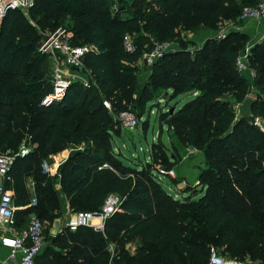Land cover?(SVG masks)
I'll use <instances>...</instances> for the list:
<instances>
[{"label":"trees","instance_id":"1","mask_svg":"<svg viewBox=\"0 0 264 264\" xmlns=\"http://www.w3.org/2000/svg\"><path fill=\"white\" fill-rule=\"evenodd\" d=\"M257 2L33 0L27 14L11 9L0 19V148L13 153L23 143L29 148L15 157L10 180L3 184L12 192L16 229L26 228L32 214L45 223L38 263L207 264L214 247L224 256L264 264V38L247 56L252 83L236 64L250 42L247 34L231 29L193 51L188 46L194 42L185 38V33L217 31L222 22H236L244 6ZM66 18L71 44L97 49L81 57L80 73L88 86L71 81L62 100L43 105L52 92L51 61L39 47ZM156 42L177 43L178 49L156 58L140 83L137 61ZM186 93L191 98L180 107L159 110V134L148 160L125 164L111 143L122 136L118 114L131 110L139 127L150 102L158 107L165 96ZM250 93L251 115H237L234 103ZM163 128L184 147L203 150L196 182L200 197L175 198L160 182L181 162L167 155L168 146L160 140ZM26 135L31 140L22 142ZM77 145L85 147L68 155L58 175L43 173V160ZM104 163L111 168L98 169ZM109 194L123 201L102 232L63 225L50 234L66 206L72 213L94 211ZM32 198L36 203L29 205Z\"/></svg>","mask_w":264,"mask_h":264},{"label":"built area","instance_id":"2","mask_svg":"<svg viewBox=\"0 0 264 264\" xmlns=\"http://www.w3.org/2000/svg\"><path fill=\"white\" fill-rule=\"evenodd\" d=\"M33 6V0H0V19L4 17L6 12L11 9H17L27 14ZM264 16V0H258L254 6H244L239 19L259 20ZM227 31H221L218 38L225 37ZM72 34L64 27H58L53 32L46 35L45 39L39 47V51L49 54L58 63L52 70V92L47 94L42 100L43 105H48L54 101L63 99L66 88L74 79V74L82 70L81 57L89 51H96L93 45L75 46L71 44ZM126 50L131 52L134 47L131 44L130 36L124 37ZM173 43H155V47L150 53H144V61H151L159 58L165 52L171 51L170 46ZM249 50L247 47L240 53L237 58V68L243 72L249 70L247 56ZM61 57V58H60ZM59 59V60H58ZM61 59V60H60ZM73 66H76L74 68ZM66 69V72L64 71ZM254 77L253 70L250 71ZM86 86L88 82L82 81ZM103 104L110 109V104L103 101ZM117 120L121 124L122 131L124 129L133 130L139 125V121L131 110H125L118 114ZM259 124V122L257 121ZM260 125V124H259ZM29 148L23 143L19 150L15 153L10 150H2L0 148V240L5 247L9 248L8 259L1 261L0 264H43L38 263L37 258L41 255L46 244L45 223L35 215H30L27 227L21 230L15 237L9 238L3 236V233L13 228L15 224L16 206L13 204L12 192L4 187L3 182L10 180L7 172L13 164L16 156H24ZM68 154L62 152L51 155L43 160L41 166L42 171L49 177L58 175L60 165L67 159ZM57 159V160H55ZM111 168L107 163L98 167ZM170 177H174L173 170L166 172ZM30 184L33 186L32 180ZM177 198V197H176ZM123 198L116 194H109L104 204L94 211H78L69 214L68 220H65L64 226L70 231H76L78 227H91L96 232H102L105 220L114 212L120 209ZM36 199L32 198L29 205H34ZM112 249V248H110ZM207 264H262L257 260H239L220 254L214 247L210 250V256Z\"/></svg>","mask_w":264,"mask_h":264},{"label":"rangeland","instance_id":"3","mask_svg":"<svg viewBox=\"0 0 264 264\" xmlns=\"http://www.w3.org/2000/svg\"><path fill=\"white\" fill-rule=\"evenodd\" d=\"M67 24H68V20L66 18L65 20H62L57 26L64 27ZM229 26L233 27L231 22L230 23H229V21L222 22L220 24L219 30L216 31L214 34L212 33L213 37L219 36V33L221 31H229V30L233 29ZM204 30H206V29H204ZM206 31L211 33L210 30H206ZM46 35H45V37H46ZM195 36H197V35L196 34H185L186 40H192L194 42V45L188 46V49L191 51L195 50L196 48L201 47V45L206 40V39H204L202 41H198V37H197V39H196L197 41H196ZM207 37H208V35H207ZM209 38H212V37H209ZM257 41H260L259 37H258ZM170 49L177 50L178 44L177 43L171 44ZM49 58L51 61L50 62V68H51L50 69L51 70L50 71V77H51L52 70L56 67V65H58V63L55 62L54 58H52L50 55H49ZM154 60L155 59L145 62L144 58L142 56V58H140L137 61V65H138V69H139L138 80L140 83H144L147 80V78L150 74L149 66L151 65V63ZM247 63H248V60H247ZM64 71L66 72L65 68H64ZM242 74L248 79V81H251V72L249 70L242 72ZM74 75L75 76H74V79H72V81H76V80L84 81V80H86L85 77L80 72L75 73ZM251 91H253V90L251 89ZM251 94L252 93H250L247 97H250V96L253 97V95H251ZM189 98H191V94H189V93L179 95L173 99H170L167 96H165L164 99H162L159 102L158 107H157V105H155V103L150 102L147 106V109H146V112H145L143 118L141 119L140 126L138 128H134L133 130H131L133 133V141L132 142L127 140L123 135L122 136L116 135V136L111 138L112 147L115 150V152H120L121 160L125 164H129V165L140 164V163H143L144 161L148 160V150H149L151 144L153 142L157 141L158 134H159V126H158V122L156 120L157 116L159 114L158 113L159 110L163 109L164 107H166V109H167L171 106H175L176 108H178L185 101H187ZM228 98H230V97L228 96ZM230 101L234 103L232 98H230ZM234 105H235L234 107H235L236 113H237V115H239L238 107L240 104L234 103ZM170 137H172V140L174 139L171 142L169 141V134L167 133L166 129L163 128L160 140L166 146H168L167 151H166L167 155L171 156V155L175 154L176 156L180 157L181 161H182V159H183V162L187 161L189 164H191V167L189 169H192L195 172L197 170L198 174H199L200 169L204 167L203 150H197V149H194L192 147H184L178 141V139L176 137H174V136H170ZM28 140H31V138H30V136L26 135V137L23 138L22 142H25V141L27 142ZM84 147H85L84 145L70 146L67 149L63 150L62 153L69 155L74 150H78V149L83 150ZM158 167L162 168L161 166H158ZM29 178H28V184H30V180H31ZM183 179L185 180V182H181V184L179 185V186H181V189H177L176 186L174 187L175 182L174 183L172 182L171 177H167L164 175L160 176V182L164 186L165 190L173 196H175L174 195V193L176 192L175 190H178V198H182L183 195L184 196L192 195V196H194V198H198L202 195V192L200 193L199 192L200 189L196 186V181H193L192 178L189 181H187L186 178H183ZM179 180L181 181V179H179ZM56 184H55V187H56ZM178 184H179V182H178ZM189 188L190 189L192 188V190L190 192H186V193L183 192L184 190L189 189ZM182 192L184 193L183 195H182ZM64 210H65L64 213H66L67 215L72 213V211L67 206L65 207ZM60 219L62 222L61 226H63L65 223V219L64 218H60ZM218 252H221V250L218 249Z\"/></svg>","mask_w":264,"mask_h":264},{"label":"crops","instance_id":"4","mask_svg":"<svg viewBox=\"0 0 264 264\" xmlns=\"http://www.w3.org/2000/svg\"><path fill=\"white\" fill-rule=\"evenodd\" d=\"M231 23H232L233 27L232 26H229V27L233 28L234 30H238V31H240L242 33H245V34H247L249 36L250 42L246 46L248 48V50L250 49V47L252 45H254L256 43L258 37L260 38V41L263 40V38H264V16H262L259 20L238 19L236 22H231ZM210 32L211 33L207 32L204 29H201L198 33H196L197 36H195L196 37L195 40L197 39V37H198V41H202V40L207 39L209 37H213V34L216 31H210ZM185 34H191V33H185ZM207 35H208V37H207ZM244 71H248V70H244ZM249 71H251L250 68H249ZM252 82H253V77H252V74H251V81H250V83H252ZM173 140H172V137H170V135H169V141L171 142ZM190 167H191V164H189L187 161L186 162H183V159H182V161L179 164H177L176 166L173 167L172 170H173V173H174V177H171V179H172V182L173 183L176 181L174 183L175 184L174 187L176 186L177 189H181V186H179V185L181 184V182H185V180L183 178H186L187 181H189L192 178L193 181H196L197 182L198 171L196 170V172H195L194 170L189 169ZM178 178L181 179V181L179 182V184H178ZM28 187H29V189L31 191V194L33 196V186L30 185V184H28ZM55 188L58 191L60 190L59 183L56 184V187ZM175 191L176 192L174 193V195H175L174 197H177L178 198V190H175ZM183 194L184 193L182 192V195ZM13 204H14V202H13ZM67 216L68 215L66 213H63L62 217H60V218H64L65 219ZM61 225H62V222H61ZM61 227L62 226H60V229H61ZM20 231L21 230L16 229L13 226L12 229L7 230L6 232H4L3 233V236H7L9 238H13ZM109 247L110 248H113V244H109ZM8 256H9V248L8 247H5L2 244L1 240H0V262L8 259Z\"/></svg>","mask_w":264,"mask_h":264},{"label":"water","instance_id":"5","mask_svg":"<svg viewBox=\"0 0 264 264\" xmlns=\"http://www.w3.org/2000/svg\"><path fill=\"white\" fill-rule=\"evenodd\" d=\"M76 68V66H73ZM254 102L253 97H246L242 103H240L238 110H239V116H250V107L252 103ZM122 135L129 141H133V133L130 129H124L122 131ZM65 220H68V217L65 218ZM60 226H61V219L56 218L53 223L52 227L50 229V234L51 235H56L60 231Z\"/></svg>","mask_w":264,"mask_h":264},{"label":"bare ground","instance_id":"6","mask_svg":"<svg viewBox=\"0 0 264 264\" xmlns=\"http://www.w3.org/2000/svg\"><path fill=\"white\" fill-rule=\"evenodd\" d=\"M55 160H57V159H55Z\"/></svg>","mask_w":264,"mask_h":264}]
</instances>
